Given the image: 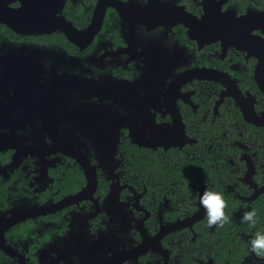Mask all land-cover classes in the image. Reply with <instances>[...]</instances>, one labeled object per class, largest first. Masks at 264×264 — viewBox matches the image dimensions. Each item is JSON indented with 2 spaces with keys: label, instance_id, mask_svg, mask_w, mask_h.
<instances>
[{
  "label": "flooded vegetation",
  "instance_id": "obj_1",
  "mask_svg": "<svg viewBox=\"0 0 264 264\" xmlns=\"http://www.w3.org/2000/svg\"><path fill=\"white\" fill-rule=\"evenodd\" d=\"M97 1L64 0L59 14L84 32ZM161 1L198 19L208 6ZM211 2L251 18L250 34L264 39V0ZM193 35L182 22L150 26L112 6L94 35L77 41L59 29L24 33L0 23V264H217L192 245L206 186L188 184L197 210L179 215L175 205L191 197L190 189L182 196L179 173L190 178L197 160L208 167L213 130L223 140L233 124L243 137L237 109L247 121L224 83L203 71L226 74L257 114L264 108L257 54ZM252 136L234 142L238 159L212 164L224 169L219 183L247 202L264 193V139ZM79 153L97 179L87 197ZM244 264L264 258L251 252Z\"/></svg>",
  "mask_w": 264,
  "mask_h": 264
},
{
  "label": "water",
  "instance_id": "obj_2",
  "mask_svg": "<svg viewBox=\"0 0 264 264\" xmlns=\"http://www.w3.org/2000/svg\"><path fill=\"white\" fill-rule=\"evenodd\" d=\"M15 2H19L18 7L11 6ZM63 4L64 0H0V23L16 32L24 33L59 29L70 40L77 41L81 37H92L100 29L106 8L109 6L116 8L126 19L132 18V20L150 26L182 22L193 29V36L206 39L208 43L221 40L228 45L243 50H252L251 52L257 54L256 81L260 91L264 94V39L250 34L251 18H237L231 13L222 12L220 6L211 0H208L205 15L201 19L183 11L172 1L151 0L145 7H141L132 2L120 0H98L91 24L84 32L76 30L59 14ZM203 72L207 74L206 77L209 80L224 83L230 90L228 95L234 97L247 122L264 127V111L260 115L256 113L253 97L249 99L243 96L226 74L214 69ZM77 157L89 176L88 187L80 195L87 197L95 187L97 179L87 156L79 153Z\"/></svg>",
  "mask_w": 264,
  "mask_h": 264
},
{
  "label": "trees",
  "instance_id": "obj_3",
  "mask_svg": "<svg viewBox=\"0 0 264 264\" xmlns=\"http://www.w3.org/2000/svg\"><path fill=\"white\" fill-rule=\"evenodd\" d=\"M95 1L96 0H85V4L94 5ZM13 5H17V3ZM255 92L257 93V98L260 100V105H258V107L260 109L264 108V97L262 93L257 89H255ZM233 116H235L237 122L241 124L243 137L241 138L238 136L233 124L227 126L229 130L227 131L228 135L223 138L224 141L220 139V131L213 130V134L209 133L213 138L210 140L208 137V147H211L208 152H206L208 154V167L205 162L197 160L194 169L190 172V178L187 176L186 172L183 170L180 171L179 182L181 183L180 188L182 196L185 197L186 194L189 195L188 192L190 189L191 197L190 201L186 202V204L179 203L175 205L179 215L193 214L197 210L195 201L198 198V192L194 188H189L188 184L190 182L198 186L205 185V191L220 192L223 194L228 205L225 211L230 217V223L225 224L222 228L215 226L212 230L211 227L208 226L206 216L203 221L195 224L194 228L198 236L196 237V241L192 243V245H198L204 253H208V256L217 262V264H244L251 253L249 241L256 232L264 233V193L252 202L240 200L236 197L232 189L224 187L219 183L221 176H223L224 179L226 178L223 171L224 169L221 166L217 168L212 165H216L214 159L219 161L217 164H221V162L225 160L224 157L230 153H238V159L241 150L234 144L236 140L240 139L244 143H249V140H255V137H250V134L254 135L256 132H259L260 137L264 139L263 127H256L253 124L245 122L238 109L233 113ZM217 134H219V136ZM144 160L145 157L143 153H140L138 163L142 165ZM242 172L244 173V169L241 170V173ZM227 179H229V176ZM185 201H187L186 198ZM252 209H255L257 212V223L255 226L241 222L243 212ZM247 237H249V239H246Z\"/></svg>",
  "mask_w": 264,
  "mask_h": 264
},
{
  "label": "clouds",
  "instance_id": "obj_4",
  "mask_svg": "<svg viewBox=\"0 0 264 264\" xmlns=\"http://www.w3.org/2000/svg\"><path fill=\"white\" fill-rule=\"evenodd\" d=\"M200 205L205 210L209 227H223L230 223V217L226 214L227 201L220 192L205 191L200 196ZM242 223L255 226L257 223V212L255 209L245 211L241 217ZM250 251L256 257L264 258V233L256 232L249 241Z\"/></svg>",
  "mask_w": 264,
  "mask_h": 264
}]
</instances>
